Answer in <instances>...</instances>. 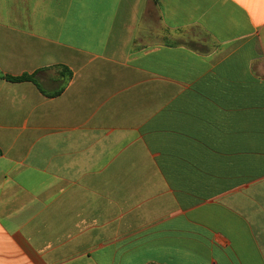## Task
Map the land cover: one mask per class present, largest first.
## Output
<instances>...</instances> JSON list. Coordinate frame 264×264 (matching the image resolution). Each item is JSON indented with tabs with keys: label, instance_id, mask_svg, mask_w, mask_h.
<instances>
[{
	"label": "crops",
	"instance_id": "0c3cea01",
	"mask_svg": "<svg viewBox=\"0 0 264 264\" xmlns=\"http://www.w3.org/2000/svg\"><path fill=\"white\" fill-rule=\"evenodd\" d=\"M150 263L264 264V0H0V264Z\"/></svg>",
	"mask_w": 264,
	"mask_h": 264
},
{
	"label": "trees",
	"instance_id": "16d2710c",
	"mask_svg": "<svg viewBox=\"0 0 264 264\" xmlns=\"http://www.w3.org/2000/svg\"><path fill=\"white\" fill-rule=\"evenodd\" d=\"M6 79L10 82H21V81L33 80V77L30 76H24L20 78L6 77ZM150 264H156V263H150Z\"/></svg>",
	"mask_w": 264,
	"mask_h": 264
}]
</instances>
